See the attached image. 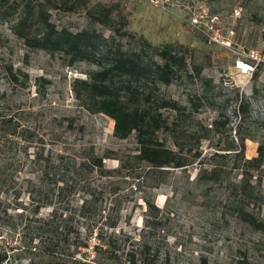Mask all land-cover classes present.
Here are the masks:
<instances>
[{
	"label": "rangeland",
	"instance_id": "1",
	"mask_svg": "<svg viewBox=\"0 0 264 264\" xmlns=\"http://www.w3.org/2000/svg\"><path fill=\"white\" fill-rule=\"evenodd\" d=\"M101 1L118 3L126 18L124 29L131 37L121 38L123 48H137L142 37L154 47L170 44L184 52L188 71L169 85H160L157 92L178 101L185 111L175 119L173 110L161 109L169 116V124L176 120V125L159 130L157 135L170 148L199 152L198 158L184 168L164 167L147 175L149 167L142 162L112 177L120 200L117 235L139 237L151 231V239L169 255L163 264H264V233L236 220L231 213V188L241 178L243 160L233 161L229 150L231 145L240 144L235 133L238 126L244 158L256 156L259 147H264V0ZM47 13L58 28H95L105 36L112 33L93 23L82 10ZM194 15L200 18L198 26L191 23ZM214 33L219 41L210 40ZM255 55L258 59L252 57ZM237 59L257 65V76L239 75ZM68 61L69 57L62 54L30 50L11 32L9 23L0 21V65H12L28 75L26 87L14 86L13 90L0 67V88L8 89L7 97L14 108L25 110L26 124L41 138L39 145L45 152L57 149L66 153L92 146L99 155L113 156L104 159L105 167L118 168V158L137 153L136 139L133 135L115 138L113 120L88 112L75 98L72 81L86 78L98 64L76 61L68 65ZM193 64L201 68L198 75ZM239 100L249 102L245 113L236 111ZM218 119L222 123L214 125ZM214 153L231 154L221 158ZM213 166L221 174L219 179L199 180L201 170ZM251 175L258 200L248 209L263 217L264 164ZM69 198L79 199L78 194ZM149 201L159 209L157 216L148 217L154 228L146 226ZM22 204L29 213L32 207L27 192L22 195ZM51 209L44 206L39 215L46 216ZM2 236L5 233H0ZM20 238L18 230L12 243L18 244ZM114 252L124 256L121 249Z\"/></svg>",
	"mask_w": 264,
	"mask_h": 264
},
{
	"label": "trees",
	"instance_id": "2",
	"mask_svg": "<svg viewBox=\"0 0 264 264\" xmlns=\"http://www.w3.org/2000/svg\"><path fill=\"white\" fill-rule=\"evenodd\" d=\"M48 10H82L93 23L112 33L105 36L95 28H58L50 20ZM0 21L9 23L11 32L32 51L68 56V65L76 61L98 64L86 78L72 81L74 96L88 112L102 113L113 120L115 138L133 135L137 143V153L127 159L118 158V168L105 167L104 159L113 156L99 155L92 146L72 153L57 149L45 152L39 145L40 136L25 122V110L14 108L7 97L8 89L0 88V233L6 235L0 238V264H163L169 255L151 239V231L139 237L117 235L120 200L112 177L142 162L149 167V175L164 167L184 168L198 158L199 152L170 148L157 135L159 130L176 125V120L169 124V116L163 115L161 109L173 110L175 119L185 111L178 101L157 92L160 85H169L188 71L184 52L170 44L154 47L142 37L137 48H123L121 38L131 34L124 29L126 18L115 2L0 0ZM0 67L13 90L14 86L26 87V72L9 64ZM193 69L197 75L201 71L195 64ZM252 74L257 76V65ZM248 107V101L239 100L236 111L245 113ZM213 123L222 122L218 119ZM235 133L240 144L231 145L229 150L233 161L242 158L243 164L241 178L231 188V213L236 220L264 233V216L248 209L258 200L256 184L250 178L251 171L264 164V147H259L256 156L244 158L240 126ZM228 154L231 153L213 156L224 158ZM220 176L213 166L203 168L198 178L206 183ZM25 192L32 207L29 213L23 210ZM77 194L78 201L69 198ZM147 203L146 226L154 228L148 217L157 216L159 209L154 203ZM44 206L52 209L41 216ZM18 230L20 242L12 243ZM127 246L130 247L124 252ZM120 249L124 256L114 252Z\"/></svg>",
	"mask_w": 264,
	"mask_h": 264
},
{
	"label": "built area",
	"instance_id": "3",
	"mask_svg": "<svg viewBox=\"0 0 264 264\" xmlns=\"http://www.w3.org/2000/svg\"><path fill=\"white\" fill-rule=\"evenodd\" d=\"M153 3H157V0H153L152 1ZM200 18L199 16H196L194 15L192 18H191V23L193 25H200ZM210 40H213V41H219L218 39V34H211L210 35ZM223 44H229V42L227 40H222L221 41ZM254 59H258L257 55L255 56H252ZM235 64H236V69L238 71V74L239 75H243V76H246V75H251L252 74V71L254 69L255 66H253V64L247 60H244V59H237L235 61Z\"/></svg>",
	"mask_w": 264,
	"mask_h": 264
}]
</instances>
